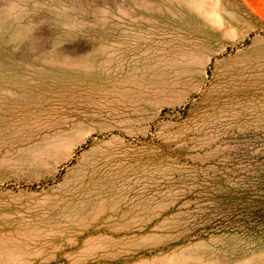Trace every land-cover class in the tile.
Wrapping results in <instances>:
<instances>
[{"label":"rangeland","instance_id":"374dc122","mask_svg":"<svg viewBox=\"0 0 264 264\" xmlns=\"http://www.w3.org/2000/svg\"><path fill=\"white\" fill-rule=\"evenodd\" d=\"M39 6L0 37V264H264V0Z\"/></svg>","mask_w":264,"mask_h":264},{"label":"clouds","instance_id":"9594fccd","mask_svg":"<svg viewBox=\"0 0 264 264\" xmlns=\"http://www.w3.org/2000/svg\"><path fill=\"white\" fill-rule=\"evenodd\" d=\"M40 0H2L0 2V37L14 50L28 42L35 31L33 22L40 11ZM77 25H65V31L72 32Z\"/></svg>","mask_w":264,"mask_h":264}]
</instances>
